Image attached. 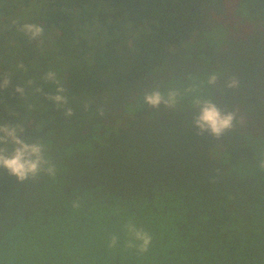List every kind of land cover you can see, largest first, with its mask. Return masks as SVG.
<instances>
[{
	"label": "trees",
	"instance_id": "trees-1",
	"mask_svg": "<svg viewBox=\"0 0 264 264\" xmlns=\"http://www.w3.org/2000/svg\"><path fill=\"white\" fill-rule=\"evenodd\" d=\"M212 72L239 87L207 86ZM5 77L0 123L57 172L0 170V264H264V0H0ZM155 85L180 89L175 109L143 105ZM58 87L66 106L48 99ZM194 96L236 127L197 135ZM128 221L152 235L147 252L124 246Z\"/></svg>",
	"mask_w": 264,
	"mask_h": 264
},
{
	"label": "clouds",
	"instance_id": "clouds-1",
	"mask_svg": "<svg viewBox=\"0 0 264 264\" xmlns=\"http://www.w3.org/2000/svg\"><path fill=\"white\" fill-rule=\"evenodd\" d=\"M19 31L29 41L40 40L44 34L42 26L32 23L22 24ZM18 68H23L20 64ZM45 79L55 81L56 73L49 71ZM224 80L226 89L234 90L239 87V80L235 76H227L220 72H212L207 75L206 85L216 86L219 80ZM10 80L5 77L0 80V90L6 89ZM195 87L186 89V92H194ZM14 91L21 96L24 95L23 87H16ZM180 89L169 86L161 91L160 85H155L149 91L145 92L142 97L143 105L156 110L161 105L167 109H175L182 99ZM48 99L57 106H66L68 99L64 95V89L58 87L56 94L49 96ZM193 106L198 110L192 124L198 130L197 135L207 133L213 139L219 140L226 133L232 131L238 123L237 115L233 111H222L212 99L194 96ZM72 110L66 108L65 116L71 117ZM46 147L40 142H31L24 138V127L22 125L0 123V170L6 171L10 177L15 178L18 183L29 179L35 180L41 174L54 177L57 172L56 166L46 156ZM260 168L264 170V160L260 162ZM124 230L127 235L125 247L135 249L138 253L147 252L152 245L153 237L144 228L139 227L136 223L128 221ZM118 237L113 235L110 238V247H115Z\"/></svg>",
	"mask_w": 264,
	"mask_h": 264
}]
</instances>
